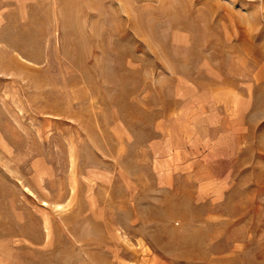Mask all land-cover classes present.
<instances>
[{
  "label": "rangeland",
  "instance_id": "rangeland-1",
  "mask_svg": "<svg viewBox=\"0 0 264 264\" xmlns=\"http://www.w3.org/2000/svg\"><path fill=\"white\" fill-rule=\"evenodd\" d=\"M0 264H264V0H0Z\"/></svg>",
  "mask_w": 264,
  "mask_h": 264
}]
</instances>
